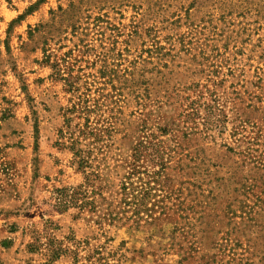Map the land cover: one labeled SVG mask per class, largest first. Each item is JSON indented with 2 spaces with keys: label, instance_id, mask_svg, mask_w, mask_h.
I'll list each match as a JSON object with an SVG mask.
<instances>
[{
  "label": "rangeland",
  "instance_id": "rangeland-1",
  "mask_svg": "<svg viewBox=\"0 0 264 264\" xmlns=\"http://www.w3.org/2000/svg\"><path fill=\"white\" fill-rule=\"evenodd\" d=\"M0 264H264V0H0Z\"/></svg>",
  "mask_w": 264,
  "mask_h": 264
},
{
  "label": "trees",
  "instance_id": "trees-1",
  "mask_svg": "<svg viewBox=\"0 0 264 264\" xmlns=\"http://www.w3.org/2000/svg\"><path fill=\"white\" fill-rule=\"evenodd\" d=\"M78 106H79V108H78ZM78 106H74L71 110H69V113H71V114H74V113L84 114L82 106L80 104ZM86 113L89 114L90 110L89 109L86 110ZM85 119L87 121V123L85 125H83V126L82 125H78V129H79L78 130L79 131V136L78 137H85L86 138L87 135H91V132H89V131L93 129L92 125L90 124V121H89V119L87 117ZM67 122L69 123L68 124V129H70L71 128L72 119H68ZM61 136H62V138H64L65 133L62 132ZM79 144H80V142H79L77 137L76 138H72L71 139V147H69V148L71 150L75 151V155L80 158L81 162H85V160L82 158V155H81L80 151L76 150L78 148ZM123 190H126V188L123 187Z\"/></svg>",
  "mask_w": 264,
  "mask_h": 264
}]
</instances>
